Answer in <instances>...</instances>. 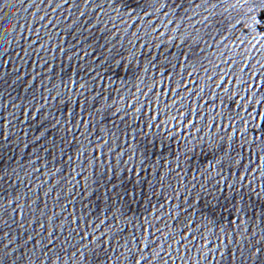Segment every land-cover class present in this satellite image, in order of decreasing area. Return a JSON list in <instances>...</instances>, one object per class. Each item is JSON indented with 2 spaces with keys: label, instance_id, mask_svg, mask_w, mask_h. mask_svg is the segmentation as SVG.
Here are the masks:
<instances>
[{
  "label": "water",
  "instance_id": "95a60500",
  "mask_svg": "<svg viewBox=\"0 0 264 264\" xmlns=\"http://www.w3.org/2000/svg\"><path fill=\"white\" fill-rule=\"evenodd\" d=\"M0 264H264V0H0Z\"/></svg>",
  "mask_w": 264,
  "mask_h": 264
}]
</instances>
